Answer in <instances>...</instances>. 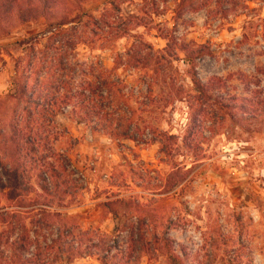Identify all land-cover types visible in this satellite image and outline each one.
I'll use <instances>...</instances> for the list:
<instances>
[{
  "label": "rangeland",
  "instance_id": "1",
  "mask_svg": "<svg viewBox=\"0 0 264 264\" xmlns=\"http://www.w3.org/2000/svg\"><path fill=\"white\" fill-rule=\"evenodd\" d=\"M83 1L63 0L65 27H75L73 8H85L105 30L81 21L76 28L87 43L75 50L76 62L114 69L98 72L123 90L118 105L131 112L133 137L92 131L71 108L57 117L54 154L68 150L79 174L57 155L71 194L53 198L52 210L63 216L36 244L37 206L28 203L15 218L5 213L20 208L0 166V264H38L30 261L36 245L46 248L66 226L80 237L83 257L53 263L52 253L45 264H170L165 239L182 264H264V0ZM9 17L0 18V157L8 163L5 137L24 105L14 98V79L32 52L35 39L24 41L26 34L39 30ZM193 58L208 98L192 84ZM80 68L76 83L94 80ZM161 132L177 137L172 155L161 152ZM44 142L42 154L51 156V141ZM30 151L24 146L19 157L24 201L45 203ZM109 199L131 203L118 202L124 230L101 205Z\"/></svg>",
  "mask_w": 264,
  "mask_h": 264
},
{
  "label": "trees",
  "instance_id": "2",
  "mask_svg": "<svg viewBox=\"0 0 264 264\" xmlns=\"http://www.w3.org/2000/svg\"><path fill=\"white\" fill-rule=\"evenodd\" d=\"M63 4V0H0L1 20L5 14L10 16L11 20L17 18L25 24L35 23L39 27L38 31L28 33L24 38V41L35 40L31 55L29 56V62L24 58L18 62V70L14 79L17 93V95H14V98L24 103V105L18 108L19 119L16 125L13 126L14 133L5 137V140L8 141L13 150L9 151L8 149L9 152H6L5 155H9L12 162H5L0 157V166L6 176L10 178L9 187L12 188L11 194L16 199L15 206L20 208V210L25 209L28 203L37 206L36 210H32L36 217V220L32 219L36 227L34 230L35 244L40 243L41 237H44L42 234L43 230L54 226L58 218L63 216V213L52 210L53 198L61 193H65V195L71 194L70 187L62 188L64 185H67L68 181L64 175L66 169L63 170L58 165L60 160L57 158V155L61 157L63 155L65 158H68L69 163L65 165V168L70 169L72 167L73 169L70 172L79 174V168L72 161L68 150H65L63 154L62 152H60L61 154H54V148H56L55 142L58 140L56 137L60 134L56 127L57 117L64 114L67 108H71L72 115L83 120L85 123L91 124L92 131L101 129L110 138L132 139L133 137L131 128L133 122L131 119L133 117L131 112L122 106L120 108L118 105L121 102V97L124 96L122 94L123 90H120V87H114L115 85L108 77H103L99 73L106 71L110 74L114 69L109 70L99 63H94L86 69L82 64L76 62L75 50L80 43H87V38L82 36L79 29L76 28L81 26V21L86 18L85 22L87 24L84 23L86 27L91 25L94 29L98 27L102 28V31L105 29L98 22H95V17L88 14L85 8H78L77 10L73 8L72 10L75 13H80L78 16L75 14L77 17L76 21H72L75 23V27L70 29L65 27L68 23L62 19H66L68 12L59 11V7ZM104 24L107 29L112 28L108 22ZM41 40H47L48 42L46 41L47 44H42ZM197 54L203 55L204 52L200 50ZM128 56H131V54L128 53ZM146 59L145 57L140 58L137 59V62L145 63ZM128 61L130 62V59ZM194 62L195 58L190 60L189 73L192 84L201 96L208 98L209 86L201 80ZM158 63H160L159 59ZM79 67H81L80 71L83 76L89 77L93 75L94 80L76 83L74 78L78 75L77 71ZM113 91L116 92L113 93ZM47 127L49 128L47 129ZM159 135L158 143L162 146V154L172 155L175 151L174 145H176L177 137L166 132H161ZM48 140L51 141L52 155L44 156L40 144L43 141H45V144ZM24 146L29 147L32 153L37 152L33 154V157H35V164L39 166L41 172L39 175L40 180L36 184L37 188L42 191L45 203H41L37 199L34 202L24 201L26 199V194H24L26 190L22 188L23 184L21 181L23 166L19 163V157ZM121 201L123 200L109 199L101 204L108 209L117 221L116 229L118 231L124 230L126 227L125 224L122 226L120 224L122 216L118 202ZM121 203H125L128 207H131L130 202ZM20 210H12L5 213L11 216V218H15L23 213ZM3 215L5 214L3 213ZM25 230L26 227L16 242L17 244L20 243L19 249H23L24 243L28 241V237L23 234ZM141 236L140 240L143 241V234ZM79 238L77 234L75 236L74 228L66 226L57 235V239H52L51 243L46 245V248H42L40 244L39 246L36 245L37 252L33 259H29L30 261L38 262V264H45L46 256H51L52 253L54 254L51 257L53 263L59 261L71 262L74 259L83 257L84 252L81 250V244L79 243H82V241ZM69 240L71 244L69 243L68 246L67 242ZM57 244H60L59 248L55 247ZM64 245L68 248H63ZM143 246L144 248L147 247L146 244ZM165 247L169 263L182 264V259L174 251L169 239H165ZM19 255L21 258L23 257L21 253Z\"/></svg>",
  "mask_w": 264,
  "mask_h": 264
}]
</instances>
